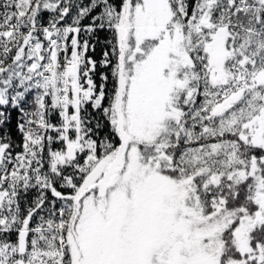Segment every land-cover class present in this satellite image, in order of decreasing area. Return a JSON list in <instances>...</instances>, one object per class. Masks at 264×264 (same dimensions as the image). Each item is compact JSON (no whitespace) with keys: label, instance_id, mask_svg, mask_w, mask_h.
<instances>
[{"label":"snow or ice","instance_id":"6c2138e0","mask_svg":"<svg viewBox=\"0 0 264 264\" xmlns=\"http://www.w3.org/2000/svg\"><path fill=\"white\" fill-rule=\"evenodd\" d=\"M0 264H264V0H0Z\"/></svg>","mask_w":264,"mask_h":264}]
</instances>
